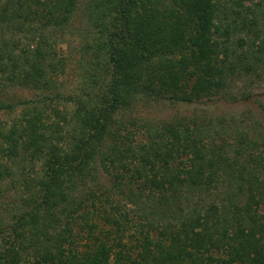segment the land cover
Listing matches in <instances>:
<instances>
[{"label":"trees","instance_id":"1","mask_svg":"<svg viewBox=\"0 0 264 264\" xmlns=\"http://www.w3.org/2000/svg\"><path fill=\"white\" fill-rule=\"evenodd\" d=\"M81 8L83 73L62 94L53 37ZM263 26L255 0H0V264H264V141L127 117L259 78Z\"/></svg>","mask_w":264,"mask_h":264},{"label":"rangeland","instance_id":"2","mask_svg":"<svg viewBox=\"0 0 264 264\" xmlns=\"http://www.w3.org/2000/svg\"><path fill=\"white\" fill-rule=\"evenodd\" d=\"M85 2L88 0H84ZM264 0H255V2ZM248 4V2H245ZM71 28L65 34L57 33L53 40L56 43L59 58L64 61L66 68L56 78V87L62 94L74 92L83 73L82 48L89 38L92 22L88 13L81 8ZM264 31V26L262 28ZM261 76H243L232 82L231 86L219 96L211 100H204L199 104H176L167 101L153 104H141L127 117L142 121H172L179 117L197 118L201 123L212 121V125L219 128L220 121L230 127L229 132L234 134L236 129L248 131L252 138L264 141V70L258 71ZM18 99L35 98V94L28 90L13 92ZM10 117L1 114L0 122H8ZM219 125V126H218ZM232 142L233 138H229ZM23 178H32L40 171V163H24ZM35 167V168H34ZM21 170L19 171V173ZM105 182V181H102ZM26 195L22 190L11 189L2 196V201L11 202ZM122 198H120L121 200ZM134 206L132 207V209ZM3 207H0L2 212ZM136 210V209H135ZM264 212V207L262 208ZM138 220L139 216L133 218Z\"/></svg>","mask_w":264,"mask_h":264}]
</instances>
